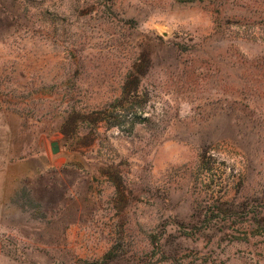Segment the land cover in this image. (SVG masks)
Here are the masks:
<instances>
[{
	"label": "rangeland",
	"instance_id": "obj_1",
	"mask_svg": "<svg viewBox=\"0 0 264 264\" xmlns=\"http://www.w3.org/2000/svg\"><path fill=\"white\" fill-rule=\"evenodd\" d=\"M0 264H264V0H0Z\"/></svg>",
	"mask_w": 264,
	"mask_h": 264
},
{
	"label": "water",
	"instance_id": "obj_2",
	"mask_svg": "<svg viewBox=\"0 0 264 264\" xmlns=\"http://www.w3.org/2000/svg\"><path fill=\"white\" fill-rule=\"evenodd\" d=\"M55 147H54V150H53V152L55 153V154H57L58 152H59V148L57 147V145L55 144L54 145Z\"/></svg>",
	"mask_w": 264,
	"mask_h": 264
}]
</instances>
